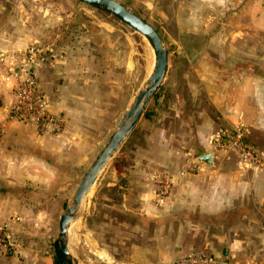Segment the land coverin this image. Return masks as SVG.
I'll return each mask as SVG.
<instances>
[{"label":"rangeland","instance_id":"obj_1","mask_svg":"<svg viewBox=\"0 0 264 264\" xmlns=\"http://www.w3.org/2000/svg\"><path fill=\"white\" fill-rule=\"evenodd\" d=\"M168 4L169 0L161 1L148 14L140 6L124 5L156 29L168 51V67L140 120L99 174L68 227L69 251L80 264H170V234L175 231L177 242H182L188 229L171 228L167 213L151 216L146 200L163 206L159 201L163 198L158 197L161 177L198 174V167L206 165L195 162L202 153H213L218 171L243 177L247 188L264 190V34L202 35L192 21L190 31L195 34L182 35L174 32L182 20L169 19ZM23 42L20 57L31 46L45 49L44 60L37 56L39 65L69 55L76 65L88 68L92 83L81 93L85 100L81 109L100 112L96 118L93 114V122L99 123L89 126L88 143L77 147L74 164L68 165L69 179L60 174L59 193L38 197L7 220L12 225L11 242L0 246V252L21 255L26 249L32 254L30 260L37 257L38 264H58L54 241L60 215L72 204L83 174L143 86L154 53L140 33L81 1L0 0V46ZM203 45L210 50H203ZM249 45L257 50H248ZM212 47H223V51H212ZM19 62L5 63L7 72L12 74ZM71 87L74 99L76 85ZM109 111H116L114 122L107 116ZM238 126L244 128V147L252 152L247 159L233 144ZM150 194L153 197L148 199ZM262 208L257 216L264 230ZM252 214L257 220L256 212ZM237 230L234 257L246 260L250 256L255 264H264V249H256L250 239L244 243L246 231L258 229ZM232 231L215 229L221 236Z\"/></svg>","mask_w":264,"mask_h":264},{"label":"crops","instance_id":"obj_2","mask_svg":"<svg viewBox=\"0 0 264 264\" xmlns=\"http://www.w3.org/2000/svg\"><path fill=\"white\" fill-rule=\"evenodd\" d=\"M116 1L123 5L140 6L148 14L151 8L164 0ZM169 1L168 7L175 10L173 12L175 14L171 13V9L168 11L169 19L182 20L181 27L174 31L182 35L195 34V31H190L193 28V24H190L192 21L197 22L196 27L202 35L264 34V0ZM175 5L176 9H174ZM126 7L135 11L130 6ZM253 10L259 14L253 15ZM167 29L170 27L168 26ZM23 44L24 42L8 47L0 46V221H7L21 210L25 211L24 207L34 203L38 197L57 195L60 174H67L69 179L68 165L71 162L74 164L72 158L75 156L77 147L82 142L88 143L89 138L86 133L91 132L88 130L89 126L92 123H99L97 119L95 122L92 119L94 113L95 118L100 114L99 111L92 113V111L81 109V106L85 104L81 93L85 90L86 84L92 83V72L88 68L76 65L69 55H59L51 61L50 65L35 66L40 85L51 97L50 110L63 118L65 130L60 134L36 136L28 125L6 118V111L14 102L13 72L18 65L12 67V74H10L7 72L5 63L20 61L17 53L23 48ZM201 48L210 50L207 49V45ZM211 50L223 51V47H212ZM248 50L253 51L257 48L249 45ZM50 51L54 58L55 50L50 47ZM71 84L76 85L74 99L72 98L74 89ZM77 105L80 108L75 111ZM107 116H111L114 122V118L117 117L116 111L111 113L109 111ZM214 161L218 166L215 156ZM215 165L211 167L201 164L198 167L200 169L198 174L174 176L172 191L168 196H164L165 198L162 197V200L159 199L164 203L163 206L151 205V202L146 200V208L151 216L156 218L155 214L160 211L167 213L169 215L165 218L170 221L171 228L188 229L185 240L182 242H177L175 231L170 234L172 237V252L168 256L171 260L170 264H177L176 261L181 255L192 251L223 256L238 262L251 261L254 257L251 260L250 256L249 259L241 260L233 254L232 249L235 251L234 246L237 242L236 232L242 227L258 229L255 232L246 231L244 243L250 239L256 245V249H264L263 221H260L261 217L257 216L261 215V209H263L264 190L245 187L243 177L218 171ZM71 172V178L74 179L75 172ZM152 197L150 194L147 198ZM20 203H23V209ZM13 205L14 208H12ZM253 212H256L257 220L252 218ZM219 227L233 229V231L226 232L224 236L217 235L215 229ZM198 245H203V248H197ZM20 254L17 255L11 251L0 252V264L39 263L37 257L30 260L32 254L26 249L20 251Z\"/></svg>","mask_w":264,"mask_h":264},{"label":"water","instance_id":"obj_3","mask_svg":"<svg viewBox=\"0 0 264 264\" xmlns=\"http://www.w3.org/2000/svg\"><path fill=\"white\" fill-rule=\"evenodd\" d=\"M101 10L121 23L140 33L148 41L154 53L152 69L142 87L134 94L132 100L123 111L116 129L111 133L106 143L100 149L95 159L87 168L75 191L72 204L60 215L59 231L54 241V254L59 264H80L69 251L68 227L83 200L90 193L99 174L114 156L125 138L132 132L140 120L150 98L161 84L168 67V51L156 29L141 16L135 14L116 0H78ZM55 96V94H54ZM196 163L214 165V155L211 151L202 153L195 159Z\"/></svg>","mask_w":264,"mask_h":264},{"label":"built area","instance_id":"obj_4","mask_svg":"<svg viewBox=\"0 0 264 264\" xmlns=\"http://www.w3.org/2000/svg\"><path fill=\"white\" fill-rule=\"evenodd\" d=\"M45 49L31 46L20 57L19 65L13 72L15 84L13 86V104L6 111V118L14 122H22L33 129L36 136L46 134H60L65 130V121L58 114L50 110L51 97L40 85L35 66L38 57L44 60ZM244 128L238 126L234 129L233 144L237 146L244 159L252 155L251 150L244 147L242 140ZM234 145V146H235ZM193 167L190 168L192 170ZM184 172L181 173L183 175ZM174 177L163 175L160 179L158 197L166 196L171 189ZM11 223L0 221V246L9 244L11 235ZM177 262L179 264H255L251 261L238 262L232 259L208 253L189 252L182 255Z\"/></svg>","mask_w":264,"mask_h":264},{"label":"trees","instance_id":"obj_5","mask_svg":"<svg viewBox=\"0 0 264 264\" xmlns=\"http://www.w3.org/2000/svg\"><path fill=\"white\" fill-rule=\"evenodd\" d=\"M59 264V263H58Z\"/></svg>","mask_w":264,"mask_h":264}]
</instances>
